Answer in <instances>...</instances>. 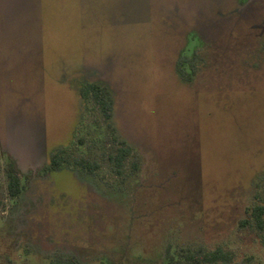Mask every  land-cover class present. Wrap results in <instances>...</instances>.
<instances>
[{
    "label": "rangeland",
    "instance_id": "obj_1",
    "mask_svg": "<svg viewBox=\"0 0 264 264\" xmlns=\"http://www.w3.org/2000/svg\"><path fill=\"white\" fill-rule=\"evenodd\" d=\"M241 1L0 0V264H168L196 247L264 264L245 221L264 200V0ZM89 81L112 119L81 98ZM59 149L98 166L46 174Z\"/></svg>",
    "mask_w": 264,
    "mask_h": 264
},
{
    "label": "trees",
    "instance_id": "obj_2",
    "mask_svg": "<svg viewBox=\"0 0 264 264\" xmlns=\"http://www.w3.org/2000/svg\"><path fill=\"white\" fill-rule=\"evenodd\" d=\"M195 60L182 54L177 64V72L182 78H190L194 71ZM82 99H92L99 106L102 114L107 120L113 117V101L111 93L105 85L97 81L84 83L79 89ZM133 152V147L125 140H120L119 147L110 154L109 159L112 169L116 174H122L125 161ZM69 157V156H68ZM63 149L54 152L50 161L45 166V171H54L64 168L66 165L75 164L91 172L97 168V162L85 159L68 158ZM8 179V192L11 197H17L22 191V182L17 172L11 168L6 172ZM1 204V203H0ZM247 224H253L258 230L264 231V200L255 203L247 209ZM168 252V251H167ZM231 255L221 247L215 249H204L201 247L187 248L185 250L168 252V264H228ZM50 264H86L82 259L74 255H57L50 260Z\"/></svg>",
    "mask_w": 264,
    "mask_h": 264
},
{
    "label": "flooded vegetation",
    "instance_id": "obj_3",
    "mask_svg": "<svg viewBox=\"0 0 264 264\" xmlns=\"http://www.w3.org/2000/svg\"><path fill=\"white\" fill-rule=\"evenodd\" d=\"M250 2H251V0H243V1H241L240 3H241V5L246 6V5H248ZM49 161H50V160H49ZM47 164H48V163L44 164L43 168H45V166H47ZM47 173H48V172L46 171V174H47Z\"/></svg>",
    "mask_w": 264,
    "mask_h": 264
}]
</instances>
